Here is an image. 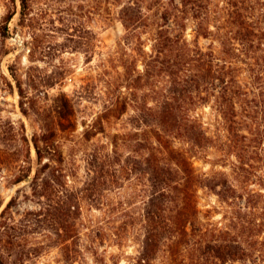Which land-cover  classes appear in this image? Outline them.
Segmentation results:
<instances>
[{
	"label": "trees",
	"instance_id": "1",
	"mask_svg": "<svg viewBox=\"0 0 264 264\" xmlns=\"http://www.w3.org/2000/svg\"><path fill=\"white\" fill-rule=\"evenodd\" d=\"M26 1L20 0L21 11ZM209 1L98 0L99 13L109 14L111 7L116 8V18L123 27L116 42L117 60L124 69V80L132 81L124 87L132 88L141 77L150 84H154L155 77H161L164 83L158 97L154 96L153 105L133 107L138 114L130 125L144 128V139L136 143L138 153L131 155L121 150V134L106 132L107 126L125 113L131 103L116 93L111 80L103 79V90L98 93L102 111L90 123H82L80 137L70 138L72 154L98 133L107 138L105 143L84 152L87 177L81 187L70 183L75 166L73 157L66 160L61 138L66 139V134L75 130V113L86 97L85 91L73 96L60 92L46 105L38 106V95L29 97L21 81L15 78L19 111L27 119L33 117L37 125L28 135L22 121L14 124L0 115V179L4 177L11 184L29 181L38 209L12 211L11 198L0 210V264H18V258L8 257H37L49 248L58 250L63 264L85 261L89 246L81 238L82 201L104 205L103 190L111 189L113 179L118 182L119 176L127 178L131 173H138L145 183L137 213L119 211L139 224L136 254L125 264H151L159 251L166 255L165 264H227L245 257L247 249L229 225L209 229L197 206V192L201 188L232 205H236L241 193L223 171L207 173L194 165L193 158L201 152L208 136L187 106L204 104L212 97L223 120L224 137L234 143V149H241L239 145L248 136L236 127V104L252 109L253 99L248 98L251 91L242 88L239 77L248 74L253 83L260 79L257 74L264 72L256 67L260 59L256 52L264 53V48L253 45L264 29L260 31L244 7L233 2L226 20L210 25ZM12 16L9 13L0 22L3 40L9 36L8 22ZM189 21L192 40L186 37ZM200 37L211 40L207 49L199 45ZM82 38L83 51L88 52L93 37L86 27ZM214 42L219 43V50ZM130 66L132 69L128 70ZM173 138H181L188 148L174 146ZM14 212L20 218L15 219ZM233 218L237 219L232 216L230 221ZM30 233L34 241L26 249L25 236ZM119 233H113L117 240L122 238ZM97 239V232L90 236L91 243ZM5 251L7 256L3 255Z\"/></svg>",
	"mask_w": 264,
	"mask_h": 264
},
{
	"label": "rangeland",
	"instance_id": "2",
	"mask_svg": "<svg viewBox=\"0 0 264 264\" xmlns=\"http://www.w3.org/2000/svg\"><path fill=\"white\" fill-rule=\"evenodd\" d=\"M230 2L243 6L260 31L264 29V0H210V25L226 20ZM115 11L116 8L111 7L109 14H100L98 0H27L22 11L20 0H0V22L5 15L13 13L8 22L9 36L5 40L0 37L1 117L14 124L22 121L28 135L36 129L34 118L27 119L19 111L15 78L21 81L29 97L38 95V106L46 105L60 92L73 96L82 89L85 91L83 94L86 97L80 101L75 113V130L72 134H66V139L61 138L64 141L62 150L66 160L70 161L73 157L75 175L70 177V183L75 187L83 186L86 181L84 152L107 141L104 134L98 133L82 148L76 149L74 154L70 148L71 136L80 137L82 123H90L103 109L98 97V93L103 90V79L111 80L116 93L131 103L126 112L111 122L106 130L121 134L119 141L124 143L121 144V150L123 154L131 155L138 153L136 143L144 139V128H133L130 125V121L138 114L133 107L153 105L156 101L154 96L158 97V90L164 83L161 77H155L152 80L154 84L141 77L133 83L132 88L124 87L125 84H132V81L124 80V69L117 60L119 53H116V42L123 34V27L117 20ZM191 26L189 21L186 30L189 40L193 39ZM85 27L93 37L90 39L92 45L90 44L91 50L88 52L83 51L81 43ZM141 38L145 39L146 35L142 34ZM210 42V39L201 37L198 40L203 49H207ZM261 43H264V34L259 32L253 45L255 48L260 45L259 49H263L264 45ZM214 46L216 50L220 49L218 42H214ZM256 53L260 57L256 67L264 70V53L260 50ZM88 59L90 60L87 61ZM131 66L128 70L132 69ZM137 68L141 71L139 62ZM257 75L260 79L253 83L248 74L239 77L242 88L251 91L248 98L253 99L250 103L252 109L246 105L239 106L241 103L236 104V127L240 133L248 136L246 141L241 142V146L238 144L242 147L239 152L236 147L233 148L234 143L224 137L226 130L212 97L204 104L187 106L189 114L201 123L208 136L200 148L201 152L193 158L194 165L207 173L223 171L228 179L235 181L237 192L241 193L236 205H232L221 201L208 189L201 188L197 192V206L206 221L204 224L214 230L229 225L231 232L240 237L242 245L247 249L240 262L227 264H264V72ZM260 88H263L262 94ZM171 133L176 135V132ZM172 141L176 147L188 148L181 138H173ZM112 181L115 184L110 185L111 189L102 192L106 200L104 205H94L90 200H83L81 203V238L89 249L85 261L79 260L73 264H125L136 254L138 221L131 216H123L119 211L125 210L131 215L137 213L141 207L145 182L138 173H131L127 178L122 175L118 182L115 179ZM11 198L12 211L38 209L37 198L32 195L30 182L27 180L11 184L4 177L0 179V210ZM13 215L15 219L20 218L15 212ZM232 216L237 219L230 221ZM115 231L120 232V240L113 234ZM96 232L98 239L91 243L90 236ZM31 234L25 236L28 241L26 249L34 241ZM3 255L7 256V252ZM16 258L18 264H63L56 248H49L37 257H8L9 260ZM165 263L166 255L163 251H159L151 262Z\"/></svg>",
	"mask_w": 264,
	"mask_h": 264
}]
</instances>
